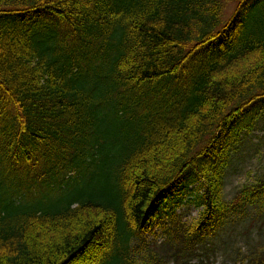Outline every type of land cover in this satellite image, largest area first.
<instances>
[{
    "label": "trees",
    "instance_id": "trees-1",
    "mask_svg": "<svg viewBox=\"0 0 264 264\" xmlns=\"http://www.w3.org/2000/svg\"><path fill=\"white\" fill-rule=\"evenodd\" d=\"M260 113L264 0H0V264H213L264 214V168L224 194Z\"/></svg>",
    "mask_w": 264,
    "mask_h": 264
},
{
    "label": "rangeland",
    "instance_id": "rangeland-1",
    "mask_svg": "<svg viewBox=\"0 0 264 264\" xmlns=\"http://www.w3.org/2000/svg\"><path fill=\"white\" fill-rule=\"evenodd\" d=\"M237 3H230L225 11V20L228 21L235 13ZM254 25H249L252 28ZM252 124V131H248L250 124L242 122L243 130L239 132L237 141L232 144L231 159L232 168L228 170L225 185V198L231 201L238 190L255 180L258 171L264 168V114L260 113L253 120L247 119ZM187 177L186 184L191 181ZM198 186H190L196 189ZM187 201L177 210V215H183V222L193 223L198 219L199 210L188 207ZM257 217V218H256ZM161 228H155L153 233L148 235L150 241L162 240ZM208 240L217 246L216 258L212 257L213 264H231L235 259L236 251L242 249H258L264 247V214L259 216L253 210L247 211L245 216L237 224L227 225L223 228L219 238H212L208 233Z\"/></svg>",
    "mask_w": 264,
    "mask_h": 264
}]
</instances>
